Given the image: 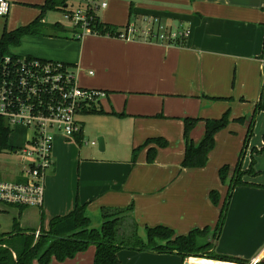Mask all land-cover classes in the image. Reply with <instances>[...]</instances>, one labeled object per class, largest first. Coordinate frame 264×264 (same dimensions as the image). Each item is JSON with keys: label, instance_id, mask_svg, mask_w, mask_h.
I'll list each match as a JSON object with an SVG mask.
<instances>
[{"label": "crops", "instance_id": "1", "mask_svg": "<svg viewBox=\"0 0 264 264\" xmlns=\"http://www.w3.org/2000/svg\"><path fill=\"white\" fill-rule=\"evenodd\" d=\"M7 1L14 4L12 10L19 16L26 7L21 4L37 7L45 0ZM102 1L106 7L96 13L97 17L119 31L128 25L146 27V21L156 17L165 30L187 31L186 40L177 45L146 41L142 36L127 41L92 34L76 39L73 31L74 39L59 31L56 37H29L38 46L19 57L65 63L75 72L81 88L105 93L97 105L104 114L96 116L105 118L111 129L100 128L94 135L103 139L110 156L81 158L73 145L66 147L68 143L82 144V126L73 140L57 135L42 206L18 208L0 203V233L10 234L16 219L21 230L37 231L40 221L37 228L34 224L41 215L46 230L50 219L68 214L78 199L87 204L85 214L90 221L99 214L95 229L102 224L103 208L132 206L127 216L143 229L146 225L164 226L176 235H186L208 227L207 241L213 238V252L249 264H264V151L255 152L264 149V111L255 119L262 138L260 148H253L241 164L243 171L252 164L255 174L243 176L247 185L233 189L224 224L218 238L213 237L229 182L222 184L218 171L225 165L236 166L247 133V126L234 120L251 117L256 106H264V0ZM226 112L230 123L216 134L206 166L182 169V119H219ZM203 134L201 121L190 139L197 145ZM161 137L168 141L166 148L152 144L141 150L132 164L134 149L147 139ZM149 147H155L157 153L150 164L146 161ZM119 153H126L125 159L113 158ZM64 154L68 157L61 158ZM76 159L77 189L70 185L67 189L61 164L67 161L71 177ZM18 173L13 180H18ZM211 191L218 193L216 205L210 199ZM30 219L35 220L32 226L25 224ZM94 253V246H90L73 259L61 263L52 260L50 264H93ZM117 256L120 264H229L191 258L183 261L175 254L149 251L121 250Z\"/></svg>", "mask_w": 264, "mask_h": 264}, {"label": "trees", "instance_id": "2", "mask_svg": "<svg viewBox=\"0 0 264 264\" xmlns=\"http://www.w3.org/2000/svg\"><path fill=\"white\" fill-rule=\"evenodd\" d=\"M65 1L45 0L43 5L37 6L40 10V15L31 23L12 31L4 30L0 37V68L5 57L17 58L16 55L9 53V48L19 46L23 37H56L57 32L63 30L58 23L52 25L45 23L44 16L50 11L65 13L67 11ZM92 22L90 25L92 31H95L99 36L117 37L120 32L118 28L102 23L97 15L92 18ZM51 31L54 34H48ZM183 43L184 41L172 44L183 45ZM40 60L43 61L44 59ZM260 111H264V106H256L253 115L249 119L241 117L235 120L237 123L247 126L243 147H247L252 135L256 115ZM82 113L104 114V111L97 109V107H91ZM200 121L204 123V134L200 142L195 145L190 139V131ZM228 123V112L224 113L219 119H183L185 150L181 168H204L208 162V155L215 146V134L224 129ZM9 135V128L0 120V152L6 150L14 152L16 150L8 143ZM152 144L156 148H166L168 146V142L163 138L147 139L141 146L132 151V164L136 162L138 153ZM155 147H149L147 150L146 161L149 164L155 159ZM263 151L264 149L255 152L261 153ZM243 155L244 152L242 150L234 168L225 165L218 171L221 183L229 182L227 196L214 228V238H218L226 219L233 189L236 186L247 185L242 180L243 176L255 174L251 167L252 164L246 171L241 169ZM209 196L212 203L216 205L218 203V193L211 191ZM86 207L87 204H81L76 201L74 209L68 214L50 219L46 230L41 227L37 239L34 238L36 230H21L18 220H14L13 231L10 234L0 233V264H50L52 260L61 263L65 260L73 259L79 253L85 252L90 246L95 248L93 264H120L117 255L121 250L175 254L181 257L183 261L188 258H195L206 259L207 261L212 260L210 262L249 264L246 260L238 257L217 254L213 252V246L210 243H203L202 240L206 239L210 233L208 227L193 229L186 235H176L172 229L164 226H145V237L140 238L138 235V223L131 216H127L132 211V206L127 208H103L100 211L102 224L99 229L91 227V221L85 214ZM41 220H43V215H41Z\"/></svg>", "mask_w": 264, "mask_h": 264}, {"label": "built area", "instance_id": "3", "mask_svg": "<svg viewBox=\"0 0 264 264\" xmlns=\"http://www.w3.org/2000/svg\"><path fill=\"white\" fill-rule=\"evenodd\" d=\"M77 6L63 14L76 39L92 31V18L106 7L102 0H75ZM10 3L0 0V17L9 13ZM140 28L128 25L117 38L127 41L142 36L146 41L169 44L186 40L187 31L165 30L156 17ZM89 74H92L89 72ZM103 91L84 89L77 84L75 72L62 62L19 57L3 59L0 68V120L9 128L22 126L29 130L25 147L14 154L23 155L18 180L0 181V203L18 208L41 207L45 177L52 168L53 145L57 135L73 140L81 133L76 116L97 107ZM96 145V142H91ZM39 231L34 238L39 237Z\"/></svg>", "mask_w": 264, "mask_h": 264}, {"label": "rangeland", "instance_id": "4", "mask_svg": "<svg viewBox=\"0 0 264 264\" xmlns=\"http://www.w3.org/2000/svg\"><path fill=\"white\" fill-rule=\"evenodd\" d=\"M12 5H14V4L11 2L10 3V8H9L10 15L7 16V17H0V37H1L2 33L4 32V30L12 31V30H14V29H16L18 27L26 26L29 23H31L33 20H35L40 15V10L37 7L32 6V5L21 4L23 6H26V7H23L25 10H24L23 14L17 16L18 15V14H16L17 10H15V11L12 10ZM65 5H67V8H66L67 11L68 10H73V8H75L77 6V2L75 0H66L65 1ZM13 11H14L15 14L13 13ZM31 14L32 15L34 14V15L30 18L29 15H31ZM63 14L64 13L61 12V11H50V12H47L45 14L44 18H45L46 23H58L63 28V31H61V35H65L66 37L70 36L71 38H73L71 36L72 35V27L67 21L64 20ZM18 22H23V23H20L21 25L15 26L16 24H18ZM48 34H54V33H52V31H51ZM29 37L30 36L23 37L21 39V41H20V45L19 46L10 47L9 48V53L12 54V55H16V56H23L25 54V52H27L31 48L37 47L38 44L34 42L35 41V40H33L34 38H29ZM96 115H98V114H89V113H81L80 114L79 113L76 116L77 122H79V124H81V126L83 127V133H84L83 142H82V144H80V146L75 144V143H68L66 145V147H69L68 149H70L71 146H69V145H73L75 147V150H73L74 153L75 152H77L78 154L80 153L81 156H82L81 158H85V156H89V158H92V156H97L96 158H98V157L108 158L110 156L109 149L106 151L105 150V146H104V150L103 151H99L98 138H100V136H96L94 134L100 128H104V129H109L110 130L111 126L108 124L109 122H104L105 120H103V119H105V118H102L101 116H96ZM229 117H230V115H228V120H229V123H230ZM187 118H189V117H187ZM246 118L249 119L250 117L247 116ZM257 118H256V120H257ZM183 119H185V118H183ZM183 119H182V122H183ZM200 122H198V123H200ZM234 122H236V121L234 120ZM197 124L190 131V137H191V132L196 128ZM224 129H222V130H224ZM259 129L260 128L257 127V123L255 121L254 125H253V128H252V135H251L250 140H252L253 138H255V139L252 140V142H250V140H249L248 143H247V147H243L242 146L243 148L241 150H243L244 155L242 156L241 164L245 160V158L250 157V151L253 148H255V147L256 148H260L259 144L261 143V141H262L261 139L262 138H261V135L258 133ZM222 130H220V131H222ZM220 131H218V132H220ZM28 134H29V130H27L26 128H24L22 126H16V127L11 128V132H10V135H9V138H8L9 145L12 148H15L16 150L25 147V145H26V137L28 136ZM216 134H215V136H216ZM164 140L167 141L166 139H164ZM214 140H215V137H214ZM91 142H96V145L92 146ZM249 144H251V145L253 144L252 145L253 147H250L251 145H249ZM54 149H55V142H54V145H53V158H54ZM68 151L70 153V150H68ZM245 153H246V155H245ZM66 154L62 155L61 158L68 157V155H66ZM71 155H72V153L70 154V156ZM125 155H126V153H119V154H114L112 156H113L114 159L121 160V159H125ZM23 162H24L23 155H21L19 153L14 154V152L10 151V150H6V151L0 152V181H12L13 180L12 179L13 176L22 169ZM61 166H62V170H63V172H62V180H63L66 188L68 189L69 185H70L72 187V189H74V188L77 189L76 186L78 185L77 181H78V175H79V172H78V170H79L78 159H76V163L73 166V171H71V177H70V175L68 173L67 161H63ZM59 167H60V165H59ZM45 198H46V194H45ZM77 201L79 202L78 199H77ZM98 217H99V214H98ZM98 217L96 216V218H92L91 219L92 225H93L94 228H97V226H98L97 223H96L99 220ZM34 221L35 220H31L30 219L27 222H25V224L26 225L28 224V226H32ZM37 221H40V225H41L40 228L41 227H43V228L46 227V222L44 221V219L41 220V218H40V220H39V218L36 219L34 227L37 228V226H39V224L37 225ZM146 226H148V225H146ZM148 227H150V226H148ZM40 228H38V229H40ZM29 230H34V229H29ZM37 231H39V230H37ZM138 235H139L140 238H144L145 237V231H144V229L142 227H139ZM209 239L210 238H208V240ZM202 242L203 243L208 242V243H210L213 246V238H212L211 241H207V238L203 239ZM191 259H195V258H191ZM210 261H212V260H210Z\"/></svg>", "mask_w": 264, "mask_h": 264}, {"label": "water", "instance_id": "5", "mask_svg": "<svg viewBox=\"0 0 264 264\" xmlns=\"http://www.w3.org/2000/svg\"><path fill=\"white\" fill-rule=\"evenodd\" d=\"M98 148H99V151H103L104 150V141H103L102 138L98 139ZM184 264H198V263L188 261V262H185Z\"/></svg>", "mask_w": 264, "mask_h": 264}]
</instances>
